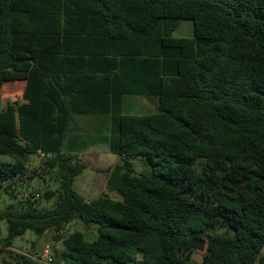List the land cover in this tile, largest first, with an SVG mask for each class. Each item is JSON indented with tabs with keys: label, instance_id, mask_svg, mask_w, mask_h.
I'll use <instances>...</instances> for the list:
<instances>
[{
	"label": "trees",
	"instance_id": "trees-1",
	"mask_svg": "<svg viewBox=\"0 0 264 264\" xmlns=\"http://www.w3.org/2000/svg\"><path fill=\"white\" fill-rule=\"evenodd\" d=\"M184 19L192 38L173 36ZM11 82L26 102L3 104ZM124 95L158 112L126 113ZM78 116L109 118L119 157L93 200L73 189ZM32 155L56 201L0 209V251L33 231L64 264H264V0H0V193L17 199ZM75 221L94 239L65 234Z\"/></svg>",
	"mask_w": 264,
	"mask_h": 264
},
{
	"label": "rangeland",
	"instance_id": "rangeland-1",
	"mask_svg": "<svg viewBox=\"0 0 264 264\" xmlns=\"http://www.w3.org/2000/svg\"><path fill=\"white\" fill-rule=\"evenodd\" d=\"M174 37L178 38H192L195 36L194 23L192 20L184 19L180 21L179 27L173 33ZM6 87V86H5ZM3 88V104L9 102H15L16 100H20L22 91H18V86H12L11 88H15L12 91L10 88ZM18 91V93H17ZM14 92V93H13ZM13 93V94H10ZM136 99V100H130ZM130 103L124 105V109L126 113L130 114H152L158 112L157 99L150 98L146 99L145 97H134L128 98ZM126 100V102L128 101ZM77 121H73L71 130L74 132L77 123L85 124L83 119H78ZM91 130L90 128H88ZM71 131L70 138L75 136ZM93 131V130H92ZM76 132V131H75ZM84 136L82 140L87 143L88 147H86L81 155V162L84 164L83 171L75 178L73 183V189L78 192L82 197L86 200L88 199H96L106 193L105 185L107 181V177L109 175L110 170L116 165L119 160V157L115 154H112L107 148L105 142V136L98 134L96 132L83 131ZM103 138V140H102ZM82 140L69 139L67 141L66 149H70L71 143H82ZM3 160H10L8 157H1ZM137 170L139 172L144 171V167L141 166L139 162H136ZM96 183V184H95ZM58 182L56 177L52 176V173L46 175L45 172L41 169V157L37 155L30 156V163L26 174L22 177L18 178L14 183H12V189L17 194V199H13L10 195L0 193V209L4 210L7 206L14 202L18 201V199L22 203H28L29 199L39 201L37 207L39 209H52L54 202L56 201V197L50 200H43L38 195L46 190H56L58 188ZM97 186V191L95 193H90L91 188ZM110 198L117 199L115 194H109ZM0 228H1V236L5 237L8 233V224L6 220H0ZM75 231H81L85 234L87 240H93L95 237V228H86L80 221L72 222L67 225L64 229V233H72ZM44 244L52 245L56 248H61V243L53 241L52 233H48L44 237ZM42 237H38L33 231H27L23 236L18 237L14 240L13 246L21 251H24L27 255H32L38 251L36 249L35 243H41ZM35 242V243H34ZM32 243L35 245V249L32 250ZM42 248V247H41ZM1 249V248H0ZM2 250V249H1ZM203 251H197L194 254V258L199 262L203 259ZM2 259V258H1Z\"/></svg>",
	"mask_w": 264,
	"mask_h": 264
},
{
	"label": "crops",
	"instance_id": "crops-1",
	"mask_svg": "<svg viewBox=\"0 0 264 264\" xmlns=\"http://www.w3.org/2000/svg\"><path fill=\"white\" fill-rule=\"evenodd\" d=\"M10 85H12V86H18L17 87V88H19L18 91H22V95H21L20 100H16L15 102L12 101V102H9V103H24V102H26V100L23 98V92H24V88H25V82H11V83H7V84L4 85V87L6 86L5 88L8 87L12 91H14L15 88H11ZM18 91H17V93H18ZM13 93H10V94H13ZM134 97H140V96L124 95L122 97L123 105L129 104L130 103V100H136V99H130V100H128V98H134ZM2 98H3V94H2ZM126 100H128V101L126 102ZM7 104L8 103H6L4 105H7ZM78 119H83V121L85 122V124L82 125L81 123L80 124L77 123L78 122ZM108 119L109 118L102 117V116H100V117H97V116H94V117L93 116L92 117H90V116H78V117H75V121H77L76 123L78 125L75 128V131L76 132L74 133V135L84 136L83 131L85 130L86 133H88V131H91V133L92 132H96L98 134H101V135L103 134L104 136H107L109 134V130H108ZM88 128H90L91 130H89ZM107 147H108V145H107ZM107 149L109 150V147ZM97 190H98L97 189V186H94L93 188H91L90 193L91 194L92 193H95ZM105 191H106V189H105ZM88 200H93V199H88ZM44 236H42V238ZM34 243H32V245H31L32 246V250L35 249V245L37 246L36 249H38V248L40 249L41 247H43L44 245L47 244V243L44 244V238L42 239L41 243L36 242L35 245H34ZM18 255H27V254L24 251H21V250L16 249L14 246L7 247V248H3V251H0V264H15L17 262V260H18Z\"/></svg>",
	"mask_w": 264,
	"mask_h": 264
},
{
	"label": "built area",
	"instance_id": "built-area-1",
	"mask_svg": "<svg viewBox=\"0 0 264 264\" xmlns=\"http://www.w3.org/2000/svg\"><path fill=\"white\" fill-rule=\"evenodd\" d=\"M45 154H41V157H44ZM31 257L38 261L41 264H64L62 262H57L52 247L48 245H44L38 251L31 255Z\"/></svg>",
	"mask_w": 264,
	"mask_h": 264
}]
</instances>
